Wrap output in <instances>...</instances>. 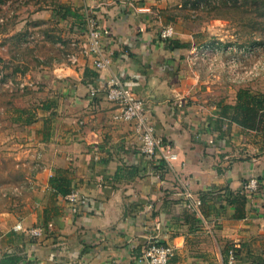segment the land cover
<instances>
[{
  "label": "crops",
  "instance_id": "1",
  "mask_svg": "<svg viewBox=\"0 0 264 264\" xmlns=\"http://www.w3.org/2000/svg\"><path fill=\"white\" fill-rule=\"evenodd\" d=\"M59 2L75 12L61 22L79 49L73 62L53 68L54 99L45 106L54 117L33 121L34 195L19 218L0 220V264H12V255L15 264H145L151 239L173 247L166 264H226L230 249L235 264H264V129L217 120L218 102L233 103L236 88L222 75L197 78L186 60L190 45L213 31L183 28L179 0ZM90 17L100 29L102 67L88 48ZM168 23L174 35L162 39ZM112 76L144 99L145 121L161 141L158 155L176 154L170 164L140 152V127L114 117L115 101L89 93ZM53 174L84 198L76 210L65 194L53 193ZM251 176L259 182L254 190L243 186ZM185 188L200 205L184 204ZM17 222L45 230L32 236L14 229Z\"/></svg>",
  "mask_w": 264,
  "mask_h": 264
},
{
  "label": "rangeland",
  "instance_id": "2",
  "mask_svg": "<svg viewBox=\"0 0 264 264\" xmlns=\"http://www.w3.org/2000/svg\"><path fill=\"white\" fill-rule=\"evenodd\" d=\"M179 4L183 28L213 31L223 40L264 41V0H179ZM61 5L59 0H0V220L19 218L34 195L29 181L38 149L33 121L45 114L47 119L54 117L53 109L47 113L50 107L45 106L54 99L53 68L73 62L79 49L61 22ZM229 82L236 89L245 85L257 90L256 84L264 86V75L250 82ZM17 109L32 120L15 121Z\"/></svg>",
  "mask_w": 264,
  "mask_h": 264
},
{
  "label": "built area",
  "instance_id": "3",
  "mask_svg": "<svg viewBox=\"0 0 264 264\" xmlns=\"http://www.w3.org/2000/svg\"><path fill=\"white\" fill-rule=\"evenodd\" d=\"M86 24L88 48L99 55L95 64L97 67H102L107 63V59L100 56L99 25L94 17L87 19ZM174 32V26L168 23L161 28L160 37L162 39L171 38ZM186 60L197 78L205 75L204 80H208L222 75L232 82H250L264 75V41L256 40L246 43L236 41L234 38L223 40L215 35L208 41L190 45ZM98 91L103 92L106 98L119 105V110L114 114L116 119L134 121L140 127V152L155 163L159 160L164 164H170L176 154L160 152L158 155V150L161 151V141L155 135L153 124L145 121V101L131 89L128 82L117 76H112L103 80L99 86H91L89 89L91 95H95ZM258 184L257 178L251 176L243 183V186L254 190ZM181 194L187 207L195 208L200 205V198L190 190L185 188ZM64 198L71 205L72 211L76 210L78 204L84 202V198L75 190L66 193ZM14 229L22 230L32 236H38L45 230L41 225L25 227L20 222L15 223ZM172 254L173 247L158 239L149 240L142 250L145 264H166ZM234 261L233 250L230 249L226 264H235Z\"/></svg>",
  "mask_w": 264,
  "mask_h": 264
},
{
  "label": "trees",
  "instance_id": "4",
  "mask_svg": "<svg viewBox=\"0 0 264 264\" xmlns=\"http://www.w3.org/2000/svg\"><path fill=\"white\" fill-rule=\"evenodd\" d=\"M61 8L64 9L63 15L75 14L69 6L61 5ZM178 45L180 43L176 44V46ZM17 110L18 115L13 118L15 121L28 123L32 120L31 117L22 116V113H24L23 109ZM216 118L222 122L235 123L248 131L264 129V86L262 90H253L249 86H239L236 89L233 103L223 100L218 102ZM160 163L164 164L163 161L160 162L158 160L157 164ZM49 185L55 194H66L71 190L70 180L63 175H51ZM6 259L15 264L17 257L12 255Z\"/></svg>",
  "mask_w": 264,
  "mask_h": 264
}]
</instances>
